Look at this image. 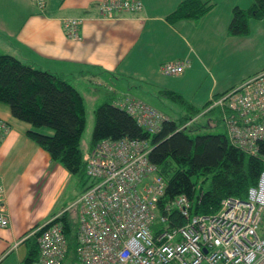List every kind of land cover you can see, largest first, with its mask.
Segmentation results:
<instances>
[{
	"label": "built area",
	"instance_id": "2783aa9c",
	"mask_svg": "<svg viewBox=\"0 0 264 264\" xmlns=\"http://www.w3.org/2000/svg\"><path fill=\"white\" fill-rule=\"evenodd\" d=\"M31 2L38 11L46 0ZM141 7L140 0L97 4L102 18L116 12L135 14ZM83 22V18H62L66 37L79 40ZM187 63L186 59L167 61L159 72L178 76ZM115 105L150 131L163 118L148 104L132 99ZM215 106L221 108L229 143L256 155L257 142L264 139V70L227 91L208 109ZM7 131L0 119V142ZM150 150L144 141L125 138L98 142L85 160L90 186L66 210L20 240L35 237L38 258L31 264H264V157L263 169L245 199L225 197L217 211L202 215L192 213L193 200L186 195L164 200L166 183L148 160ZM3 193L0 184V202ZM174 210L184 219L182 226L168 224ZM64 211L73 213L74 260L57 221ZM8 226V213L0 204V229Z\"/></svg>",
	"mask_w": 264,
	"mask_h": 264
},
{
	"label": "crops",
	"instance_id": "0c3cea01",
	"mask_svg": "<svg viewBox=\"0 0 264 264\" xmlns=\"http://www.w3.org/2000/svg\"><path fill=\"white\" fill-rule=\"evenodd\" d=\"M99 1L47 0L46 11L39 13L31 0H0V53L35 69L63 76L78 90L85 105L82 91L88 95L86 86L106 83L114 92L110 93V100L130 96L156 105L159 111L162 107L180 113L177 105L161 92L186 96L185 86L193 75L205 74L211 62L223 56L218 59L215 53L206 54L207 44L218 45L215 37L219 34H227V40L232 41L234 38L227 33L232 9L243 8L241 0H203L214 4L203 17L169 23L167 15L183 0H140L141 11L116 12L111 18L101 17L97 8ZM67 17L84 19L79 40L64 34L61 19ZM175 47L179 49L176 51ZM183 58L190 60V66L181 75L168 77L173 80L161 82L159 66ZM260 66L247 70L241 77H212L210 86L203 90L207 100L217 91H228L263 70L264 65ZM116 75L123 78L125 92L118 91L117 83L112 81ZM105 77H109L108 82L104 81ZM134 84H138L135 90ZM133 91H138L151 104L136 97ZM188 102L194 108L200 106L198 101L197 104L193 100ZM0 119L8 128L0 142V184L4 190L0 204L9 216V226L0 229V260L21 264L26 245L20 240L32 228L65 209L72 177L27 138L26 132L31 126L12 117L2 103ZM41 131L49 133L46 129Z\"/></svg>",
	"mask_w": 264,
	"mask_h": 264
},
{
	"label": "trees",
	"instance_id": "16d2710c",
	"mask_svg": "<svg viewBox=\"0 0 264 264\" xmlns=\"http://www.w3.org/2000/svg\"><path fill=\"white\" fill-rule=\"evenodd\" d=\"M251 1L248 8L233 7L227 27L229 35H246L249 19L264 20V0ZM213 7L209 1L183 0L167 15L166 21H195ZM183 59L188 60L184 72L190 66V60ZM226 92L211 95L200 108H194L178 93L161 92L177 105L180 114L183 111L187 114L174 119L148 104L163 117L154 131L138 125L134 116L125 108H118L113 100H105L93 111L94 127L88 153L103 139L144 141L151 147L149 162L155 165L157 174L166 183L164 200L183 194L193 200L192 213H214L225 197L245 199L248 188L255 185L263 169L264 139L257 142L256 155H248L229 143L226 130L225 133L192 134L198 130V119L206 116L205 126L211 128L221 124L225 129L221 108H208ZM0 103L9 108L12 117L31 126L26 132L27 138L76 178L82 186L80 194L83 193L91 183L85 175L86 159L80 149L85 103L78 90L61 75L35 69L11 55L0 53ZM57 221L62 224L70 259L74 260L73 219L64 211ZM184 222L176 210L171 211L170 226L179 227ZM24 243L26 255L21 264H31L38 258L35 237Z\"/></svg>",
	"mask_w": 264,
	"mask_h": 264
},
{
	"label": "rangeland",
	"instance_id": "374dc122",
	"mask_svg": "<svg viewBox=\"0 0 264 264\" xmlns=\"http://www.w3.org/2000/svg\"><path fill=\"white\" fill-rule=\"evenodd\" d=\"M243 1L244 0H241V6L243 8L249 7L252 2L251 0H248L247 3L245 4ZM248 27H249V31L246 35H242V36L229 35L231 38H234L233 40L235 42L233 44H232L233 40L230 42L227 40V37H228L227 34L226 35L224 34L223 36L219 34L215 37L218 39L217 41L218 45L211 44L210 42L207 44L208 48L206 50V54H209L210 56L212 53H215L217 55L216 58L218 59L222 55L223 56L220 60L216 59L217 62L215 61L211 62V57H210L209 62H211V65L209 69L211 70V72L207 68V71L205 74H202L200 72L195 73L193 77L191 78V80L187 82L185 86V92H184L186 96L184 97L188 101L193 100L195 101L196 104L198 101V104H200L199 106L200 108L207 101L206 91H203V90L210 86L211 81L213 79L212 77H216V78L241 77V75L245 73L247 70L251 68L254 69V67L258 68L259 65H261L260 67L264 65V20L249 19ZM210 33H214V32L210 31ZM177 49H179V47L174 48V50L176 51ZM171 61H176V59L171 60ZM160 75H159V80L161 82L173 80V79H168V77H165L162 74ZM252 76L253 75H251L250 77ZM108 79L109 77H105L104 81L108 82ZM112 81L114 82V84L117 83L118 91L120 92L126 91L125 82L123 78H121L119 75L118 76L116 75L115 77L113 76ZM106 85H107L106 83L105 85H100V83L99 84L93 83V84L87 85L86 87L88 88V95L86 94L87 91L85 92L82 91L86 105H85V127L82 132L81 139H80V149L82 151L84 159H86L87 154H88V149H89L90 142H91V134H92L93 127H94L93 111L105 99H109L110 97H112L110 95L114 93L111 90H109L108 86ZM132 87L135 90L136 87H138V84H134ZM120 88H122L123 90H120ZM107 92H109L108 94L109 97L106 94ZM132 93H134L136 97L142 98L144 99V101L151 104V102L147 100L142 94L138 93V91H135V92L133 91ZM216 93H220V91H217ZM88 96H90V98H88ZM93 96H95V99H92ZM128 99L142 102L139 100H135L130 96ZM113 103H115V100L113 101ZM153 106L157 107L156 105H153ZM159 109L160 111H162L163 113H165L166 115L174 119H177L179 116H181V114L183 116L187 114L186 111H183L180 114V113H174L172 112V110H167L169 108L163 109L161 107ZM199 116L200 114L194 117L192 120L197 119ZM207 118L208 117L206 116V117H201L198 119V121L196 122V125L199 126L198 130H196L195 132H192V134L225 133V129L223 128L221 124H219L216 127H211V128H208L207 126H205ZM198 186H199V183H197V187ZM80 189H82V186H80L76 178L73 177L72 182H70L68 185L69 197L66 199V202H65L66 206L64 207L65 208L64 210H66L78 198V196L80 195ZM69 215H70V218L73 219V213H70ZM1 261L2 260H0V264H7L8 262L7 259H4L5 262L1 263Z\"/></svg>",
	"mask_w": 264,
	"mask_h": 264
},
{
	"label": "bare ground",
	"instance_id": "6f19581e",
	"mask_svg": "<svg viewBox=\"0 0 264 264\" xmlns=\"http://www.w3.org/2000/svg\"><path fill=\"white\" fill-rule=\"evenodd\" d=\"M46 2H47V0H46ZM46 2H44V8H43L42 10H38L39 13H44V12L46 11ZM142 9H143V7H141L139 11H141ZM67 18H70V17H67ZM81 26H82V25H81ZM80 28H81V27H80ZM114 104H115V103H114ZM28 233H29V232H28ZM28 233H27V234H28ZM27 234H26V235H27ZM26 235H25V236H26ZM23 237H24V236H23ZM30 238H33V237H30ZM23 242H24V241H23Z\"/></svg>",
	"mask_w": 264,
	"mask_h": 264
}]
</instances>
